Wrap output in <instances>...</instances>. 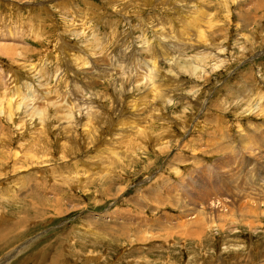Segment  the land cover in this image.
Wrapping results in <instances>:
<instances>
[{"label":"rangeland","instance_id":"1","mask_svg":"<svg viewBox=\"0 0 264 264\" xmlns=\"http://www.w3.org/2000/svg\"><path fill=\"white\" fill-rule=\"evenodd\" d=\"M263 132L264 0H0V264H264Z\"/></svg>","mask_w":264,"mask_h":264},{"label":"bare ground","instance_id":"2","mask_svg":"<svg viewBox=\"0 0 264 264\" xmlns=\"http://www.w3.org/2000/svg\"><path fill=\"white\" fill-rule=\"evenodd\" d=\"M204 58V57H203ZM182 67V66H181ZM182 69V68H181ZM195 70H196V68H194ZM187 70V69H186ZM260 132H261V130H260ZM264 133V132H263ZM257 143H258V141H256ZM258 146V151H259V153L261 154V152L263 153V150L262 149H264V141L263 140H261L260 142H259V144L257 145ZM260 146V147H259ZM256 149V148H255ZM259 160H260V163L261 164H263V168H264V157H261V156H259ZM257 168H258V165L256 166ZM244 170H245V172L243 173V174H245V173H247V172H250V169L247 167V166H245V168H244ZM229 181V180H228ZM237 181V180H236ZM233 182V181H232ZM230 184H231V182H229ZM240 193H242V192H239V194ZM221 194H219L218 196H217V198L220 196ZM40 207V206H39ZM26 209V208H25ZM39 211H41L40 210V208H39ZM37 215V214H36ZM203 219V218H202ZM197 232V231H196ZM196 232H192V233H196ZM198 232H200V231H198ZM191 233V234H192ZM4 243V242H3Z\"/></svg>","mask_w":264,"mask_h":264}]
</instances>
